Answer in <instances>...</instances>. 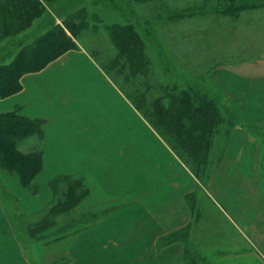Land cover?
Wrapping results in <instances>:
<instances>
[{
    "label": "rangeland",
    "instance_id": "obj_1",
    "mask_svg": "<svg viewBox=\"0 0 264 264\" xmlns=\"http://www.w3.org/2000/svg\"><path fill=\"white\" fill-rule=\"evenodd\" d=\"M5 1L0 0V68L18 58L22 54L23 47L36 40L35 36L25 38L27 35L21 32L5 34L7 29V21L4 19L5 10H3ZM66 1L80 2L71 5L68 12L62 18H58L56 23L64 25L67 21L72 20L79 24L78 36L74 40L92 54L99 66L131 100L135 101L134 99L139 94L144 93L149 103L150 99L163 93L161 86L165 84L170 85L169 90L175 92V95H181L183 90L189 89L190 82L196 76L204 85L215 90L211 76L212 73L219 71H226L240 79L245 78V88L242 90L245 89L247 93L246 101L250 109L254 108L251 104L263 100L256 91L262 90L264 93V79L261 78L264 77V0ZM126 5L132 11L131 13L128 11L132 14V18H137L134 24L139 22L137 31L144 30L149 37L144 46L148 67L136 73L131 71L124 58L117 62L119 49L112 42L109 30L115 24H129L124 17V15H129L125 10ZM83 17L87 19L85 23L81 24ZM37 23L38 20L25 33L31 32ZM15 29L16 27L13 31ZM68 34L71 35L69 31ZM164 61L171 67L170 74L164 68ZM21 65L28 66L25 60ZM25 68H30V66ZM41 70L27 71L22 77L25 74ZM22 77L20 78L21 85ZM217 93L222 97L219 92ZM163 94L165 95V93ZM4 98L0 97V99ZM251 98H253V103L249 101ZM222 99L241 121L234 126H230L226 120L221 123L218 133L214 136L211 149L207 156L205 155L204 160L206 161L198 162V164L194 163L193 159L182 151L181 153L176 152L129 99L135 105L137 115L151 127L152 137L158 136L163 139L169 149L168 155L159 158V161L162 160L167 164L169 176L167 174L164 177L160 175L159 178L154 171V166L153 170L149 171L148 168L143 171L144 163L138 162L140 167L134 172L132 187L129 184L127 187L118 186L120 183L118 182V178H120L118 171L120 170L115 169V163L113 164L111 160L110 162L98 160L94 162L95 170L105 174L104 177L109 178L110 183L103 182V180L97 183V179L90 176L62 174L46 183V188L43 190L36 182V176L39 173L28 184H24L17 172L6 169L0 154L1 201L6 208L15 233L19 239L22 238L25 248L34 260L38 264H140L143 258L149 260L137 251H131V246L128 244L131 242L127 241V234L137 237L139 233L141 241L145 230L143 224H139L136 229L138 231L136 232L135 227L132 231L131 220L133 217L138 218L139 216L145 222H149L147 227L153 234L157 232L158 226L154 218H157L155 214L159 211L160 198L169 192L173 180L178 176L179 180L183 176L184 184L187 183L184 202L189 215L191 214V220L181 229L161 236L157 240L155 248L149 253L153 256L151 257L153 261L156 259L157 252L165 251L169 245L180 246L182 255L179 256L180 253L174 251L172 258L166 261L167 264L173 262H177V264H203L204 262L210 264L211 259L223 252L244 249L245 246L246 249L251 248V243L246 238L248 233L229 221V216L212 197L210 186L217 181L219 187H222L224 176L239 182L241 171L246 173L250 170L251 172V169H248L250 164H255V166L257 164L258 170L264 174V161L248 163L247 160V162L241 163L225 159L227 152L233 154L238 153L239 148L245 149L246 134L261 143L264 153V119L248 121L242 118L228 101L223 97ZM167 101L170 102V99L167 98ZM10 110L0 109V113ZM35 119L39 122V125L37 124L39 131L32 135L12 137L16 141L17 150L21 153L23 160L31 161L33 158L41 157L44 167L45 121L40 118ZM147 129L145 130L146 134L143 130L139 131L142 134L141 137L146 135V139L149 137ZM1 139L0 135V144H3ZM137 140L142 139L137 135ZM149 143V141L146 142L147 151L152 149ZM138 148L140 147L137 146V150ZM143 152L138 150L137 156L143 158ZM147 175H151V189L147 187L149 178ZM129 181L131 180L129 179ZM71 187L83 193V198L76 210L58 216L56 230L52 228L43 232L41 238L32 237L28 227H35V222L37 223L40 217L45 216L49 209L55 204L65 201ZM116 191L120 192L115 193ZM37 195L41 196L38 210L28 212V214L23 213L21 210L24 202ZM129 200L131 202L128 207ZM136 213L138 216L133 215ZM15 219L24 223V232H21V229L15 224ZM101 223L102 229L99 238L98 233L92 236L87 234V238H82L83 240L76 243L77 249L79 246L84 250V252L82 251L84 254L81 253L82 256H79L80 260L75 259L74 255L63 254V247L66 248L68 244L70 245V241L74 237L95 229ZM128 224L131 225V228L127 227ZM115 234L126 236L120 241L119 258L106 259L107 256L104 253L102 256H98L96 251L103 250L107 241L111 237H115ZM91 239L97 241L94 242ZM46 246L50 247L43 250V247ZM129 251L131 253H128ZM176 256L179 257L177 260L174 259ZM163 258L165 259V257ZM158 262L155 260V263L159 264Z\"/></svg>",
    "mask_w": 264,
    "mask_h": 264
},
{
    "label": "crops",
    "instance_id": "obj_2",
    "mask_svg": "<svg viewBox=\"0 0 264 264\" xmlns=\"http://www.w3.org/2000/svg\"><path fill=\"white\" fill-rule=\"evenodd\" d=\"M96 61L86 48L79 45L78 48L69 50L48 64L40 72L25 74L21 80L22 90L0 99L1 110L17 107L19 114L45 121L43 139L45 165L36 176V182L43 190L46 183L62 174L90 176L97 179V183L102 180L108 183L109 178L95 170L94 162L98 160L106 162L111 160L113 164L115 163V169L120 170L118 186L122 187H127L128 184L132 187V177L140 167L138 162L144 163L143 171L148 168L149 171L153 170L154 166L158 177L169 174L167 164L159 161V158L168 155L167 143L158 136L152 137L151 127L137 115L135 105ZM244 79L226 71L214 72L211 76L215 91L219 92L242 118L248 121L263 120L264 93L262 90L256 91L263 100L253 103V98L249 99L253 103L251 106L254 107L250 109L246 101L247 93L245 89L242 90L245 88ZM146 129L149 130L147 139L152 146L149 151L146 150V142L148 143L145 141L146 135L141 137L142 134L139 132L143 130L146 134ZM137 135L142 140H137ZM250 136L246 134L245 149L239 148L238 153L233 154L227 152L225 159L241 163L247 160L248 163L264 161L261 143ZM137 146L140 147L138 150L144 151L143 158L137 156ZM249 168L251 172L249 170L246 173L242 171L239 173V182L226 176L223 177L222 187H219L217 181L213 182L210 192L216 203L229 216V221L248 233L246 238L251 243V248L246 249L245 246L244 249L223 252L211 259L210 264H264V174L258 170L257 164L256 166L250 164ZM141 173L146 178L144 173ZM147 176L149 177L147 187L151 189V175ZM178 177L173 180L169 192L160 198L159 211L155 214L157 218H154L158 226L157 232L153 234L147 227L149 222H145L137 213L133 215H137L138 218L135 216L131 220L133 227L131 228L130 224L127 226L132 231L134 227L136 230L139 224L145 227L141 241L139 233L137 237L127 234V241L131 242L128 243L131 251H137L140 255L143 254V257L149 258V260L143 258L140 264H157L155 260H158L159 264H167L166 261L172 258L174 251L179 252V256L182 255L180 246L175 245L166 247L162 254L157 252L154 261L151 258L153 256L149 254L161 236L181 229L191 220V214L189 215L184 202L187 183L184 184L183 176L180 180ZM30 200L25 201L22 207L21 211L25 214L38 210L41 196H34ZM130 202L131 200L127 203L128 207ZM8 216L0 197V264H38L25 248L22 238L19 239L15 233ZM102 223L95 229L74 237L70 245L63 247V254L74 255L75 259L80 260L79 256H82L81 253L84 254V250L79 246L77 249L76 243L87 238V234L92 236L98 233L99 238ZM125 237L124 234L123 236L115 234V237L107 241L108 246H104L103 250L98 249L96 254L102 256L104 253L106 259L119 258L120 241ZM47 247L50 246L43 247V250ZM177 258L179 257L176 256L174 259Z\"/></svg>",
    "mask_w": 264,
    "mask_h": 264
},
{
    "label": "trees",
    "instance_id": "obj_3",
    "mask_svg": "<svg viewBox=\"0 0 264 264\" xmlns=\"http://www.w3.org/2000/svg\"><path fill=\"white\" fill-rule=\"evenodd\" d=\"M79 2H67L66 0L5 1L3 4L4 19L7 21L5 34L21 32L27 35L25 38L35 36L36 40L30 44L31 47L30 45L23 47L22 54L18 58L0 68V97H8L22 89L20 78L25 72L41 70L49 62L69 50L78 48V42L74 38L78 36L79 24L71 20L64 25H59L56 20L62 18L71 5ZM125 10L127 13L132 12L127 5ZM130 13L124 15L129 24H115L109 30L112 42L119 49L117 62L124 58L131 71L136 73L148 67L144 46L149 37L144 30L137 31L139 22L134 24L137 18H132ZM76 15L79 16V14ZM86 19L83 17L81 24L85 23ZM36 20H38L37 26L33 27L31 32L25 33ZM68 31L72 36L68 34ZM39 34L42 35L39 36ZM22 56L30 68L21 65L24 62L21 59ZM164 64L166 72L170 74V65L166 61ZM169 86L168 84L162 85L161 89L165 95L162 93L150 99L149 103L144 93L139 94L134 99L135 101L129 96L128 98L176 152L181 153L182 151L196 164L205 162V155L207 156L211 149L220 124L226 120L230 126H234L241 120L222 97L215 90L204 85L197 76L190 82L189 89L183 90L181 95H175V92L169 90ZM167 98L170 102H166ZM38 123L35 118L19 114L18 109L0 113V135L3 141V144H0L1 160L6 169L20 175L24 184L32 181L42 170L43 160L41 157L33 158L31 161L23 160L12 136L32 135L39 131ZM82 198L83 193L71 187L65 201L49 209L45 216L40 217L37 223L35 222V227H28L31 236L41 238L43 232L57 228V217L76 210ZM15 224L21 232H24V223L21 220L15 219Z\"/></svg>",
    "mask_w": 264,
    "mask_h": 264
}]
</instances>
